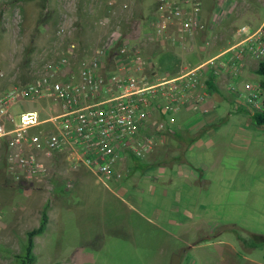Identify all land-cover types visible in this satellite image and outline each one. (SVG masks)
<instances>
[{
	"label": "rangeland",
	"instance_id": "obj_1",
	"mask_svg": "<svg viewBox=\"0 0 264 264\" xmlns=\"http://www.w3.org/2000/svg\"><path fill=\"white\" fill-rule=\"evenodd\" d=\"M197 1L199 19L201 1ZM0 8L4 31L0 48L7 46V71L15 73L9 83L32 80L70 40L77 43L70 56L72 66L90 47L104 45L111 53L120 45H132L138 48L148 76L198 66L210 54L207 45L221 40L204 24L186 30L170 22L158 31V0H23V11L14 2L0 0ZM258 12H264V5ZM102 17L105 24L99 23ZM59 24L68 31L58 33ZM237 24L241 23L233 29ZM261 58L264 55H254L252 61ZM114 59L109 58L107 66ZM215 59L201 65L205 77L216 69L219 59ZM236 86L246 92L251 85ZM254 86L258 91V84ZM238 101L224 103L228 110L220 105L210 131L181 154L176 150L184 158L178 164L185 161L192 173L186 178L173 174L165 182L140 181L141 189L113 190L115 194L86 185L84 202L69 205L78 211L66 228L58 219L49 220L43 234L33 237L35 264H225L220 251L229 250L226 239L232 242L234 253H227L231 261L264 264V245L246 246L238 236L264 234V124H255L249 116L252 107L243 105L242 98ZM20 106L35 108L41 118L57 111L50 95L21 98ZM157 127L152 126L154 132L161 130ZM192 135L181 139L190 143ZM51 154H39L45 166L40 177L49 180L57 176L54 168L64 165ZM16 182L43 192L49 183ZM38 218L39 211L34 210L18 224L12 220L0 228V264H12L13 253L22 249L25 230Z\"/></svg>",
	"mask_w": 264,
	"mask_h": 264
},
{
	"label": "built area",
	"instance_id": "obj_2",
	"mask_svg": "<svg viewBox=\"0 0 264 264\" xmlns=\"http://www.w3.org/2000/svg\"><path fill=\"white\" fill-rule=\"evenodd\" d=\"M158 2V31L162 32L170 22L186 30L202 26L197 17V0ZM106 22V17L99 19L101 24ZM67 31L65 25H58V33ZM234 31L239 40L228 58L233 64V75L245 54L264 55V17L255 25L237 24ZM76 48L77 43L70 40L32 80L11 83L0 92V137L5 141V165L16 181L38 179L44 174L45 166L37 151L46 155L65 151L68 158L74 155L101 180L117 178V164L123 152L139 156L148 147L146 138L138 136V128L151 107L164 104L170 109H208L210 85L201 65L211 59L173 74L148 76L138 48L132 45H120L113 55L104 45L90 47L72 66L70 56ZM114 56L116 61L107 66V60ZM214 72L216 69L211 70V74ZM228 87L252 109L259 106L257 87L250 86L244 92L233 81ZM42 95L54 99V114L41 118L35 108H18L21 98ZM42 122L47 125L42 126ZM32 127L38 129L31 131Z\"/></svg>",
	"mask_w": 264,
	"mask_h": 264
},
{
	"label": "crops",
	"instance_id": "obj_3",
	"mask_svg": "<svg viewBox=\"0 0 264 264\" xmlns=\"http://www.w3.org/2000/svg\"><path fill=\"white\" fill-rule=\"evenodd\" d=\"M9 1L14 2L20 8L23 2V0ZM200 1L199 20L205 25L206 31L211 28L210 31L215 32L212 36L221 38L219 43L215 42L216 45L215 43L207 45L210 54L195 64L198 65L209 61V59H219L216 63L218 64L216 67L217 71L212 73V83L209 86V97L206 101L208 109L203 112H198L194 110L196 108L189 106L170 109L168 105L164 104L151 107L147 117L138 128V136L146 138L148 147L142 155H136V159L132 157V153L129 151L123 152L117 164V168L120 171V176L117 178L111 177L101 180L84 164L77 161L74 155L68 158L65 151H54L51 154V156L53 155V160L57 161L56 163H64V165L54 168L57 176H53L52 180L42 177L37 179L41 183L44 181L49 182L45 192L38 188L32 189L26 185L17 183L12 178L5 165V141L0 137V228L7 225L10 221L13 222L12 220L18 224L21 219L34 212V210L39 211L40 214V210L44 204L47 213L46 224L49 220L58 219L61 223V228H66L73 221V217L78 211V208L69 205H76L81 200L84 202L86 185L94 186L97 190L104 189L113 192V190L127 188L141 189L143 185H141L142 182L140 181L153 182L161 178V181L165 182L170 180L169 175L173 176V174H177L186 178L187 175L192 174L186 165L183 164L185 161L183 163L180 162L182 163L181 165L178 164L177 161L184 159L180 155L181 152L194 142L199 141L204 132L210 131L213 126L212 119L217 115L216 109L220 108V105H224L226 108L224 103L229 101L233 102V104L240 103L238 100H241V98L244 102L242 104L245 105L242 96L236 95L233 92H227L229 82L233 81L235 84L240 82L242 86H253L262 76H259L255 72L256 63L259 59H255V62H253V55L245 54L242 56L235 75H233V64L228 58L229 53L234 50L233 45L239 39V36L233 29L234 24L249 23L255 25L260 22L264 17V12L262 14L258 12V6H263L264 0ZM208 7H211L210 13L208 12ZM2 14L3 10L0 8V33L3 31L1 29L3 23ZM8 54L7 46L0 48V92L12 83H9V80L13 79V75L15 74L14 72L9 73L7 71L9 66ZM255 74H258L259 77L256 78L257 75ZM241 91L243 90L241 89ZM43 123L41 124L42 126ZM154 124L159 126L157 128L161 129L159 132L153 131L152 126ZM36 129V127H32L30 130L35 131ZM192 132L194 135L189 137L191 142L185 143L181 138L183 135L191 134ZM173 137H176L178 140H174ZM176 150H179L180 154ZM40 153L43 154L42 156L45 155L42 151H37L38 158L43 161L42 157L39 156ZM51 156H49L50 159H52ZM67 158L68 161H66ZM128 158L131 161H128ZM49 161L48 164L51 165ZM128 179L130 180L128 181ZM38 185L40 186V184ZM113 194L115 193L113 192ZM34 204L36 207H34ZM226 240L223 242L226 245H230V248L227 250L225 247V249L227 253L233 255L232 242L229 239ZM221 250L224 254L220 251V255H223L224 259H227L224 260L225 264H236L233 260H230V257L224 252L223 248Z\"/></svg>",
	"mask_w": 264,
	"mask_h": 264
},
{
	"label": "trees",
	"instance_id": "obj_4",
	"mask_svg": "<svg viewBox=\"0 0 264 264\" xmlns=\"http://www.w3.org/2000/svg\"><path fill=\"white\" fill-rule=\"evenodd\" d=\"M115 52V51H114ZM111 52L110 55L115 54ZM255 72L262 75L257 84H258V94L260 98L259 106L253 108L249 112L251 120L255 124H264V58H261L257 61ZM212 78L211 71L209 70L206 78V83L210 85ZM133 158H137L136 155L132 154ZM47 222V213L45 210V204L40 210L38 223L31 228L25 230V238L22 245V249L18 252L13 253L12 255V264H35V254L33 251V237L35 234L43 232ZM239 236L240 242L246 246H261L264 245V234L262 233H250L248 238L244 236Z\"/></svg>",
	"mask_w": 264,
	"mask_h": 264
}]
</instances>
